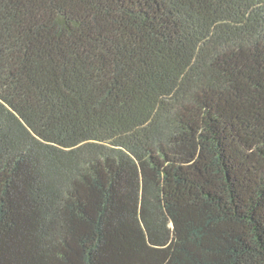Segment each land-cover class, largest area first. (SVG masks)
Here are the masks:
<instances>
[{
  "label": "trees",
  "instance_id": "16d2710c",
  "mask_svg": "<svg viewBox=\"0 0 264 264\" xmlns=\"http://www.w3.org/2000/svg\"><path fill=\"white\" fill-rule=\"evenodd\" d=\"M0 264H264V0H0Z\"/></svg>",
  "mask_w": 264,
  "mask_h": 264
}]
</instances>
